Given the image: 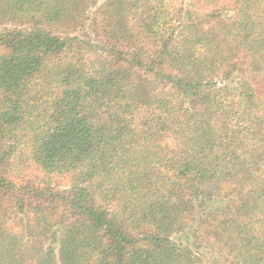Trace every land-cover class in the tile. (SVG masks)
I'll use <instances>...</instances> for the list:
<instances>
[{"label":"trees","instance_id":"obj_1","mask_svg":"<svg viewBox=\"0 0 264 264\" xmlns=\"http://www.w3.org/2000/svg\"><path fill=\"white\" fill-rule=\"evenodd\" d=\"M0 264H264V0H0Z\"/></svg>","mask_w":264,"mask_h":264},{"label":"rangeland","instance_id":"obj_2","mask_svg":"<svg viewBox=\"0 0 264 264\" xmlns=\"http://www.w3.org/2000/svg\"><path fill=\"white\" fill-rule=\"evenodd\" d=\"M86 27V26H85ZM83 29V31H80L81 32V34H83V36H85L86 34H88V28L86 29V28H82Z\"/></svg>","mask_w":264,"mask_h":264}]
</instances>
